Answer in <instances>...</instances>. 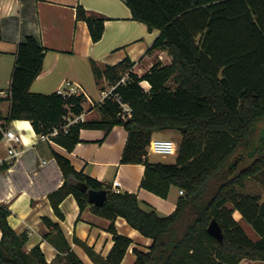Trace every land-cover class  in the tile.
<instances>
[{
  "label": "trees",
  "instance_id": "obj_1",
  "mask_svg": "<svg viewBox=\"0 0 264 264\" xmlns=\"http://www.w3.org/2000/svg\"><path fill=\"white\" fill-rule=\"evenodd\" d=\"M133 18L160 33L151 47H163L172 55L169 63L155 62L142 75L131 70L126 84L119 85L133 112L124 118L119 104L105 98L100 118L76 120L63 128L70 113L84 110V92L44 93L31 86L43 69L47 51L34 35L18 43L10 84V108L1 118L30 119L35 130L73 149L81 140L82 127L109 132L123 124L128 138L122 163L145 164L141 186L163 197L173 185L183 189L176 207L160 214L144 207L135 191H117L111 185L77 169L71 159L53 150L64 175L62 185L49 193L55 213L63 218L61 202L74 194L80 214L91 204L88 190H108L103 205L92 210L108 219L114 244L106 257L95 254L99 264H120L132 238L120 233L115 219L121 215L142 234L152 238L149 250L134 247V264H239L242 259L264 260V200L239 188L245 177L264 170V0H125ZM77 18L85 19L93 41L103 36L105 17L77 6ZM97 79L111 82L132 67L128 58L101 69L92 60ZM147 79L151 86L141 84ZM172 81V84L169 81ZM261 124H263L261 126ZM6 124L1 120L0 140ZM171 129L182 134L174 162L153 161L148 145L154 130ZM243 153L251 157L239 168ZM238 209L260 237L253 239L234 216ZM11 209L0 204V264H53L37 244L27 250L26 232L18 233L9 221ZM216 218L223 228L219 239L208 230ZM59 228V223L44 217ZM61 256V255H59ZM62 264H86L70 246Z\"/></svg>",
  "mask_w": 264,
  "mask_h": 264
},
{
  "label": "crops",
  "instance_id": "obj_2",
  "mask_svg": "<svg viewBox=\"0 0 264 264\" xmlns=\"http://www.w3.org/2000/svg\"><path fill=\"white\" fill-rule=\"evenodd\" d=\"M79 4L88 12L105 17L103 36L99 40L93 41L87 21L77 18ZM159 33V28L149 29L147 23L133 18L125 0H0V89L10 87L18 43L32 34L48 49L43 69L31 89L49 93L69 79L86 96L84 110L69 116L79 115L77 120L100 118L103 91L112 82L105 76L97 79L92 60L103 69L107 64L128 58L133 62L131 69L142 75L155 62L165 64L172 60L166 48L151 47ZM141 84L145 89L151 86L147 79ZM10 103L9 96L0 97L3 116L8 114ZM1 120L6 128L15 129L21 135V141L16 143L19 153L11 156L9 142L5 138L0 140V204H7L11 209L8 218L15 230L27 233L25 248L31 250L38 244L49 262L64 263L61 256L70 246L86 264H99L83 243L75 241V236L103 257L114 244L113 234L108 229L110 219L95 213L92 203L79 217V203L70 193L60 204L64 217L55 213L49 193L62 185L64 175L53 150L67 155L77 169L105 184L111 185L114 178H119L120 190L137 192L144 207L153 206L163 215L175 209L181 194L178 186L173 185L169 195L163 197L141 186L145 164L121 162L128 138L123 124L114 125L109 132L103 128L82 127L81 140L73 149H68L37 132L30 119ZM171 131L154 130L152 135L168 137ZM175 189L177 194H174ZM46 216L58 222L59 228L45 222ZM234 216L239 219L236 212ZM115 225L120 233L132 238L120 264H134L137 258L134 247L147 251L152 238L121 215L115 219ZM1 236L0 228V239Z\"/></svg>",
  "mask_w": 264,
  "mask_h": 264
},
{
  "label": "built area",
  "instance_id": "obj_3",
  "mask_svg": "<svg viewBox=\"0 0 264 264\" xmlns=\"http://www.w3.org/2000/svg\"><path fill=\"white\" fill-rule=\"evenodd\" d=\"M131 68L127 69L125 72H123L121 74V76L115 80L114 82H112V84L110 85V87L106 90L103 91V96H102V101L105 98H111L112 100L116 101L120 108H121V114L124 118L130 116L133 112V107L130 104L129 101H127L123 94L117 90L119 85L122 84H126L130 77H131ZM58 92L66 95V94H71V93H80L82 92L81 90H79L78 88H76L73 84L72 81L67 79L65 81V84L61 87H59ZM11 91L10 89H0V97L3 96H10ZM67 121L66 123L63 124V128L65 130L68 129L69 125L76 121L79 118V115L71 117V116H67ZM0 124H1V120H0ZM59 130L58 127H55L53 129V131L49 134H45V137L47 139H53L52 135H54L55 133H57ZM3 138H5L8 142H9V153L11 156H15L19 153V149L16 145V143L21 141V135L12 128H3ZM178 150V143L172 139V138H168V137H158V136H153L149 142L148 145V151L150 152H154V153H160V154H168V153H175ZM120 185H121V181L119 178H114V180L112 181L111 186L117 190L120 191ZM181 193H184L183 189H180Z\"/></svg>",
  "mask_w": 264,
  "mask_h": 264
},
{
  "label": "rangeland",
  "instance_id": "obj_4",
  "mask_svg": "<svg viewBox=\"0 0 264 264\" xmlns=\"http://www.w3.org/2000/svg\"><path fill=\"white\" fill-rule=\"evenodd\" d=\"M169 83L172 84V81L170 80ZM264 124V123H263ZM261 124V126L263 125ZM168 138H172L174 139L178 145L179 142L182 138V134L178 131L172 130L171 133H169ZM150 157L151 160L154 161H163V162H174L176 160L177 157V152L175 153H168V154H160V153H154L150 151ZM251 157L247 156V154L243 153V158L241 159V162L239 164V168H242L244 166H246L247 164L250 163L251 161ZM246 180V184L244 187H240L239 190H241L244 193H257L261 195V198L264 199V170H261L259 172H257L254 175H250L245 177ZM181 189V188H180ZM178 191L177 189H175L174 194H177ZM237 214L238 216V220L239 222L242 224V226L245 228V230L247 231V233L253 238V239H257L260 237L259 233L254 229V227L252 226L251 223H249L240 213V211H234V214ZM253 259H248V258H244L241 261L243 262L242 264H264V260H256L255 261H250ZM240 264V263H239Z\"/></svg>",
  "mask_w": 264,
  "mask_h": 264
},
{
  "label": "water",
  "instance_id": "obj_5",
  "mask_svg": "<svg viewBox=\"0 0 264 264\" xmlns=\"http://www.w3.org/2000/svg\"><path fill=\"white\" fill-rule=\"evenodd\" d=\"M84 188L88 190V199L92 204L101 206L105 203L107 194H108V190L106 188H101V189L89 188L88 189L87 186H84ZM208 230L215 237L221 240L223 239L224 237L223 228L216 218H213L210 221Z\"/></svg>",
  "mask_w": 264,
  "mask_h": 264
}]
</instances>
